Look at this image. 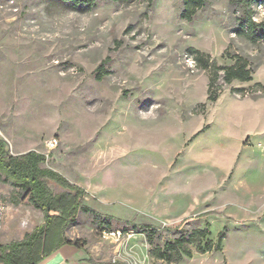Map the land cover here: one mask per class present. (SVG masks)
Returning a JSON list of instances; mask_svg holds the SVG:
<instances>
[{
  "label": "rangeland",
  "instance_id": "rangeland-1",
  "mask_svg": "<svg viewBox=\"0 0 264 264\" xmlns=\"http://www.w3.org/2000/svg\"><path fill=\"white\" fill-rule=\"evenodd\" d=\"M181 10L182 0H99L90 10L0 0V137L12 155H45V166L86 191V206L113 218L110 229H127L107 237L79 212L65 234L91 257L264 264V35L240 32L247 10L264 24V0H208L190 21ZM189 49L223 66L238 54L251 80L223 84L209 101L208 73ZM102 63L108 73L97 79ZM0 203V245L44 220L1 180ZM142 225L161 232L160 245L173 236L166 227L208 228L213 242L227 234L221 251L193 244L192 257L167 262L150 255Z\"/></svg>",
  "mask_w": 264,
  "mask_h": 264
},
{
  "label": "trees",
  "instance_id": "trees-1",
  "mask_svg": "<svg viewBox=\"0 0 264 264\" xmlns=\"http://www.w3.org/2000/svg\"><path fill=\"white\" fill-rule=\"evenodd\" d=\"M71 4L74 9L90 10L99 0H63ZM120 3L128 0H110ZM150 2L152 0H149ZM208 0H182L180 17L190 21L197 10L202 8ZM251 1V0H248ZM257 1V0H253ZM240 32L255 41L264 35V24H257L252 20L251 11L247 10L240 23ZM259 30L261 31L258 34ZM195 65L208 73V97L209 101H216L223 84H231L234 80L249 81L252 69L246 58L238 54H229L233 59L230 65H220L210 55L196 49H189ZM108 73L103 63L97 67L96 78L101 79ZM45 155L30 150L22 154L12 155L6 141L0 137V180L9 183L15 189L22 191L28 197L29 202L42 211L43 222L36 225L31 231L26 232L21 239L13 240L8 244L0 245L1 264H38L40 260L55 251L63 244H72L83 248L84 244L78 240L67 238L65 232L69 224L73 223L79 212L90 214L101 224V230L112 228L110 216H104L84 204L86 191L80 186L69 182L57 171L45 166ZM49 181L56 183L62 191L54 192ZM132 225V229L136 228ZM144 233L146 242L151 247L150 255L167 262L179 261L186 257H192L191 245L195 244L200 253L221 251L222 241L226 237L227 229L224 227L218 233L216 242L207 238L211 232L208 228L172 229L164 230L173 236L168 237L163 245L157 243L161 238V232L150 225L139 227ZM123 228L122 231H126ZM205 241L201 245L200 242ZM123 264V263H117Z\"/></svg>",
  "mask_w": 264,
  "mask_h": 264
},
{
  "label": "crops",
  "instance_id": "crops-1",
  "mask_svg": "<svg viewBox=\"0 0 264 264\" xmlns=\"http://www.w3.org/2000/svg\"><path fill=\"white\" fill-rule=\"evenodd\" d=\"M38 264H116L106 260H98L83 247L72 244H63L55 251L44 257Z\"/></svg>",
  "mask_w": 264,
  "mask_h": 264
},
{
  "label": "built area",
  "instance_id": "built-area-1",
  "mask_svg": "<svg viewBox=\"0 0 264 264\" xmlns=\"http://www.w3.org/2000/svg\"><path fill=\"white\" fill-rule=\"evenodd\" d=\"M46 147L48 149H53L57 146L58 144V140L56 137H53L49 140L46 141ZM3 212V205L0 203V216ZM102 233L107 236V237H111V238H114V239H119V237L122 236V234L124 233V231L122 230H119V229H116V230H112V229H103L102 230Z\"/></svg>",
  "mask_w": 264,
  "mask_h": 264
},
{
  "label": "clouds",
  "instance_id": "clouds-1",
  "mask_svg": "<svg viewBox=\"0 0 264 264\" xmlns=\"http://www.w3.org/2000/svg\"><path fill=\"white\" fill-rule=\"evenodd\" d=\"M152 118L155 119V114H152Z\"/></svg>",
  "mask_w": 264,
  "mask_h": 264
}]
</instances>
